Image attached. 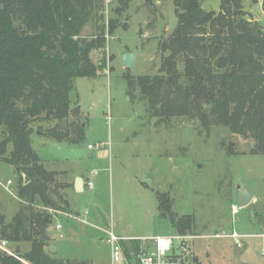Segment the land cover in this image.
<instances>
[{
	"label": "rangeland",
	"instance_id": "1",
	"mask_svg": "<svg viewBox=\"0 0 264 264\" xmlns=\"http://www.w3.org/2000/svg\"><path fill=\"white\" fill-rule=\"evenodd\" d=\"M202 6L217 14L220 0H206ZM243 11L264 32V0H244ZM103 16L100 26L107 29L108 21L114 20L119 28L107 35L103 48L91 53L95 64L106 62V69L96 78L74 81L70 98L73 109L80 107L79 115L30 125L32 147L46 170L57 173L53 188L60 197L55 196L60 211L34 207L51 219L45 252L74 264H111L109 231L138 239L181 234L170 215L159 210L158 195L166 194L175 217L193 219L191 230L181 235L193 237L192 255L199 264H264V155L253 154L254 140L222 126L207 132L183 118L167 124L152 116L138 86L135 98L130 96L126 75L158 73L159 44L178 22L173 2L150 5L133 0L124 9L120 0H105ZM97 26L88 24L81 36L92 39L99 33ZM125 54L135 58L130 73L123 63ZM73 123L84 124L83 141L71 144L49 135L56 127L66 132ZM79 177L85 181L82 193L74 190ZM20 178L0 159V215L7 223L21 207ZM88 181L93 184L90 189ZM241 183L256 200L233 215ZM234 231L243 237L242 248L230 237ZM30 248V243L4 245L0 240V254L26 253Z\"/></svg>",
	"mask_w": 264,
	"mask_h": 264
},
{
	"label": "trees",
	"instance_id": "2",
	"mask_svg": "<svg viewBox=\"0 0 264 264\" xmlns=\"http://www.w3.org/2000/svg\"><path fill=\"white\" fill-rule=\"evenodd\" d=\"M120 1L128 9L133 0ZM145 1L152 5L165 0ZM171 1L178 22L159 44L158 73L126 78L137 80L140 98L160 121L169 124L183 118L207 132L222 126L253 139V154L264 155L263 30L246 18L244 0H220L217 14L204 10L206 0ZM104 2L0 0V159L21 176V207L9 223L0 215V240L31 244L26 253H1L0 264H74L51 257L40 239L51 219L34 207L60 211V206L53 188L57 173L46 170L34 151L30 125L79 115L80 107L73 109L70 98L74 81L96 78L106 69V62L95 64L91 53L103 48L107 35L119 28L114 20L108 21L107 29L98 24L104 21ZM92 22L99 33L83 38L82 31ZM130 96H136L132 90ZM57 129L49 135L59 141L85 139L82 123L71 124L66 132ZM158 200L160 212L170 215L179 233L191 230L192 217H175L168 195H158Z\"/></svg>",
	"mask_w": 264,
	"mask_h": 264
},
{
	"label": "built area",
	"instance_id": "3",
	"mask_svg": "<svg viewBox=\"0 0 264 264\" xmlns=\"http://www.w3.org/2000/svg\"><path fill=\"white\" fill-rule=\"evenodd\" d=\"M92 150V145L88 146ZM10 184V183H9ZM89 188L93 187L92 182H88ZM238 205L232 206V214L239 212ZM61 230V226L58 227ZM107 243L111 248V264H193L191 250V235H164L148 238H121L113 231L107 233ZM218 237H224V235ZM230 237L234 240L238 248H242L241 235L232 232ZM7 244L6 241H2ZM9 255L15 256L10 251L5 250Z\"/></svg>",
	"mask_w": 264,
	"mask_h": 264
},
{
	"label": "water",
	"instance_id": "4",
	"mask_svg": "<svg viewBox=\"0 0 264 264\" xmlns=\"http://www.w3.org/2000/svg\"><path fill=\"white\" fill-rule=\"evenodd\" d=\"M134 59L135 58L132 54H125L123 56V63H124V65H125V67L129 73L131 72V67L134 63ZM129 84L131 86L132 91L135 93L136 87H137V80L132 79V80H130ZM223 145H224V143H223ZM93 156H94V152L92 151L90 153L89 157H93ZM237 189H238L237 190V201H238L239 207L240 208H246L249 205H251L253 200H254V196L252 195V193L250 191L246 190L243 183H241ZM74 190L76 193L84 192V180H83V178L79 177L75 180ZM40 239L45 241V242L51 240V238L47 235L46 230H43ZM19 252H20V250H19ZM193 262L196 264H199V261L197 258H194Z\"/></svg>",
	"mask_w": 264,
	"mask_h": 264
},
{
	"label": "crops",
	"instance_id": "5",
	"mask_svg": "<svg viewBox=\"0 0 264 264\" xmlns=\"http://www.w3.org/2000/svg\"><path fill=\"white\" fill-rule=\"evenodd\" d=\"M84 180V179H83ZM88 182H91V181H88ZM90 189V188H89ZM84 190H85V181H84ZM254 196V195H253ZM256 200V198L254 197V200H253V202ZM252 202V203H253Z\"/></svg>",
	"mask_w": 264,
	"mask_h": 264
}]
</instances>
